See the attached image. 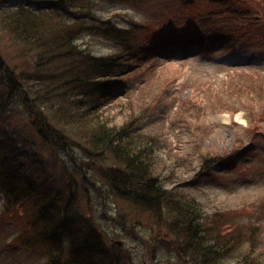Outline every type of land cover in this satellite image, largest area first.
Listing matches in <instances>:
<instances>
[{"label": "trees", "instance_id": "obj_1", "mask_svg": "<svg viewBox=\"0 0 264 264\" xmlns=\"http://www.w3.org/2000/svg\"><path fill=\"white\" fill-rule=\"evenodd\" d=\"M23 1L42 12L61 6L67 20L57 27L41 20L42 12H34V17L20 10L4 21V27L17 41L42 51L44 57L38 54L29 65L30 70L18 73L8 71L0 59V122L9 120L6 116L15 112L10 106L14 102L20 110L15 116H27L32 132L50 155L53 171L61 170L66 185L54 191V178L47 174L44 181H40L41 175L37 183L30 185L31 181L19 179L22 171L26 178L32 177V169L26 168L27 161L38 158L41 168L48 165L37 154L17 156L12 161L14 171L0 170V197L5 202L0 215V246L17 254L15 264H125L119 253L123 248L119 249L111 238L106 242V231L93 228L91 209L82 206L75 210L82 202V193L87 192L86 181L95 182L88 176L96 168L95 159H112L117 165L99 168L113 194L136 207L173 218L166 223L168 241L164 244L178 248L186 264H226L225 259L264 264V202L263 208L255 204L242 207L248 216L224 234V225L216 219L208 221L209 213H205L196 196L190 197L171 181L161 180L158 170L164 165L156 153L158 144L164 142L142 134L139 121L130 120L138 110L141 115L136 118L144 119L163 103L167 105L171 97L166 90L162 91L169 76L158 72L170 64L161 65L147 53L149 45H157L158 32L182 24L185 32L194 31L185 35L183 44L197 46L201 52L218 44H254L252 40L264 36V0ZM106 2L124 5L129 10L117 18L104 19L95 12ZM76 6L81 9L78 14ZM85 36L107 42L111 51L96 53L81 46L78 42ZM229 77L223 91L212 95L219 97L220 109L231 113L245 111L249 126L240 132L233 125L237 132L232 152L218 154L216 148L199 151L197 166L201 170L189 186L206 182L209 175V180L216 183L230 182L233 177H238L234 183H239L251 174L246 169L251 166L247 154L261 159L251 149L257 140H264V128L259 126L264 125V89L257 91L248 85L253 80V73L248 70L236 71ZM123 86L127 89L122 90ZM145 89L149 90L148 95L141 98ZM193 91L197 92L194 86ZM186 98H175L171 103L173 107L182 106ZM215 108L219 106L215 104ZM117 111L124 112L122 120ZM168 111L169 108L163 109L158 118L163 124L167 115L173 125L191 124L181 110L174 114ZM66 157L82 170V184L68 171ZM19 182L25 185L20 186ZM31 204L34 207L29 213ZM233 233L234 237L228 238ZM69 243L74 244V249L64 254Z\"/></svg>", "mask_w": 264, "mask_h": 264}, {"label": "rangeland", "instance_id": "obj_2", "mask_svg": "<svg viewBox=\"0 0 264 264\" xmlns=\"http://www.w3.org/2000/svg\"><path fill=\"white\" fill-rule=\"evenodd\" d=\"M76 4L78 3L76 2ZM16 10L18 11L16 12ZM20 10L31 16H34V12H42V9L27 6L23 0H0V59L4 61L8 71H16L17 73L24 69L30 70L29 65L37 60L38 54L44 57L42 51H34L23 45L4 27V21L13 18V14ZM52 10H55L56 13ZM76 10L77 14L81 11L77 6ZM128 10L129 8L124 5L106 2L104 7L101 10H96L95 13L104 19H108L117 18L119 14ZM47 13H51L52 16L46 17L45 14ZM65 13L66 10L58 6L51 10H45L39 14V17L41 20H48L51 25L58 27L67 20ZM181 25L174 24L178 28H168L158 32L157 45L152 47L151 44L147 48V53L155 56L158 63L161 65L170 64L166 69L158 70V72H164L169 76V82L162 89L171 96L168 103L166 102L167 105L163 103V108L157 107L142 120L136 118V115H141L138 110L136 114L130 117V120L139 121L142 134L150 135L158 143L164 142V144H158L156 153L164 165L158 170L161 180L166 181V183L171 181L170 184L184 190L182 192L190 197L196 196L202 203L205 213H209L207 215L208 221L210 223L213 219H216V222L219 221L224 225L222 227L223 233L227 234L230 227H237L238 222H243V218L248 216L244 211L242 212V207L255 204L259 208H263L261 204L264 202V140H257L251 149L253 152L259 153L261 159L252 158V154H247L251 166H247L246 169L251 174L246 176L245 180L234 183L238 177L236 179L233 177L230 182L216 183V181L209 180L211 178L209 175L205 179L206 182L198 183L196 186H189V183L195 174L201 170L197 166L199 151L216 148L218 154H223L226 151L230 153L235 146V133L237 132L235 130L244 132L243 129L248 128L249 122L245 111L231 113L220 109V104L217 102L219 97L212 94L218 93L219 90L222 92L223 84L229 80V76L236 71L240 73L242 70L253 73V80L248 84L249 86L253 85V89L257 91L260 87L264 89V36L260 35L259 38L252 40L254 44L246 41L235 42L229 46L218 44L216 48L210 51L201 52L197 46L183 44L185 35L194 31L190 29L185 32V28ZM200 29L203 30L204 28ZM256 34L258 35V32ZM78 43L96 53L111 51L107 42L88 36L82 37ZM173 71L175 72L174 75H172ZM1 81L0 75V84ZM193 86L197 89L196 93L193 91ZM124 89H127V86H123L122 90ZM148 91V89L143 90L141 98L147 97ZM1 92L2 89H0ZM179 97L182 99L187 97L186 104L182 103V106L178 104L173 107L172 100ZM215 104L219 108H215ZM10 106L15 109V112L20 111L14 102H11ZM168 108V112L173 114L179 110L184 112L186 116H189L187 117L191 123L189 127H192H186L182 122L173 125L171 116L167 113L165 118L166 115L168 117L165 119L164 125L158 118L162 114V110ZM15 112L6 116L9 120L0 122V161L4 160L2 165L0 164V170L4 168L14 171L15 166L12 161L17 156L37 154L48 165L41 168L38 158L27 161L26 168L29 171L32 169V177L26 178V174L22 171L19 172V179L31 181L29 182L30 185L37 183L41 175L43 176L40 181H44L47 175L53 176L54 184L52 182L51 187L57 191L60 186L66 185L65 178L60 174L61 170L53 171L50 165V155L48 151H45L46 148L40 145L39 140L32 132L27 116L21 114L15 116ZM123 114V111H117L118 119L122 120ZM9 116L11 117L8 118ZM234 124H236L235 130L233 129ZM259 126L264 128L263 124ZM239 158L243 159L244 155L240 154ZM64 161L68 171L82 184V170L76 168L70 158L66 157ZM94 163L96 168L90 170L88 176H91L95 182L89 181L90 179L86 181L84 191L87 192H80L82 193V202L77 204L75 210L81 209L82 206L86 210L91 209L94 219L93 228L107 232L103 233L105 241L109 242L108 239L111 238L114 244L122 242V246H118L119 249L123 248L121 249L122 252L119 251L122 257L120 258L121 261H125V264H148V262L186 264L181 259L179 251H177L178 248L164 244L168 236L166 223L173 218L164 213L161 215L159 212L136 207L132 205V202L113 194L105 179L100 176L99 168L117 167V165H114L112 159H95ZM196 166L198 168L194 171ZM17 184L25 185L22 182ZM80 193L77 194L79 201ZM4 206L5 202L0 197V215L5 209ZM33 207L34 204H31L29 213H32ZM229 208L235 210L228 212L227 209ZM227 223L228 225H226ZM234 235L235 233L229 234L228 238H232ZM66 249L64 254L72 251L74 244L69 243ZM16 255L0 246V264H15ZM225 261L226 264H241L238 260L225 259Z\"/></svg>", "mask_w": 264, "mask_h": 264}, {"label": "water", "instance_id": "obj_3", "mask_svg": "<svg viewBox=\"0 0 264 264\" xmlns=\"http://www.w3.org/2000/svg\"><path fill=\"white\" fill-rule=\"evenodd\" d=\"M119 244V246H121V242H117Z\"/></svg>", "mask_w": 264, "mask_h": 264}]
</instances>
